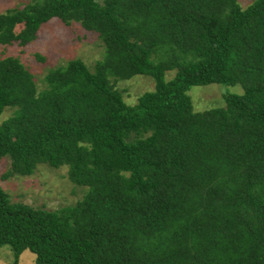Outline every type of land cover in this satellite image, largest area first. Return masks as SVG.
<instances>
[{
    "label": "trees",
    "instance_id": "obj_1",
    "mask_svg": "<svg viewBox=\"0 0 264 264\" xmlns=\"http://www.w3.org/2000/svg\"><path fill=\"white\" fill-rule=\"evenodd\" d=\"M53 18L97 33L104 56L53 68L41 91L0 59L3 179L67 166L87 191L48 210L0 187L12 264L26 250L35 264H264V0H27L0 15V45ZM137 75L154 89L130 105L116 82ZM211 84L243 92L195 111L188 91Z\"/></svg>",
    "mask_w": 264,
    "mask_h": 264
},
{
    "label": "rangeland",
    "instance_id": "obj_2",
    "mask_svg": "<svg viewBox=\"0 0 264 264\" xmlns=\"http://www.w3.org/2000/svg\"><path fill=\"white\" fill-rule=\"evenodd\" d=\"M253 0H239L246 8ZM27 0H0V15L13 9H22ZM20 29L16 28V32ZM105 47L97 33L86 31L77 22L65 25L59 19L53 18L42 25L37 39L26 46L17 42L10 45H0V59L13 57L33 74L39 91L46 87L45 75L58 66H64L70 60L80 59L93 71L97 61L104 56ZM41 56L43 60L37 58ZM174 72L167 75L171 79ZM116 88L123 94L126 103L133 105L138 97L146 91L154 89V81L146 76L137 75L125 81L116 82ZM241 94L239 85L193 86L188 91L194 110L201 112L217 106H223L222 92ZM13 110L7 109L0 122L10 117ZM10 168V160L0 161V187L8 195L12 203H24L34 208L57 210L61 207L74 205L82 200L87 188L74 186L67 177V166L52 168L40 164L30 176L14 175L3 179L4 173ZM35 254L24 251L18 264H35ZM13 252L9 246L0 248V264H12Z\"/></svg>",
    "mask_w": 264,
    "mask_h": 264
}]
</instances>
